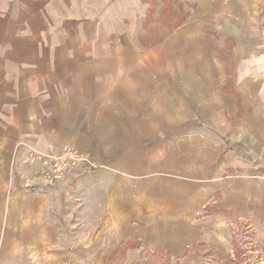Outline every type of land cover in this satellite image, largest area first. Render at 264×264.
<instances>
[{
	"label": "crops",
	"instance_id": "crops-1",
	"mask_svg": "<svg viewBox=\"0 0 264 264\" xmlns=\"http://www.w3.org/2000/svg\"><path fill=\"white\" fill-rule=\"evenodd\" d=\"M143 6L0 0V260L109 264L133 242L228 262L237 224L264 245V0H195L153 46ZM67 148L95 167L23 163Z\"/></svg>",
	"mask_w": 264,
	"mask_h": 264
},
{
	"label": "rangeland",
	"instance_id": "rangeland-1",
	"mask_svg": "<svg viewBox=\"0 0 264 264\" xmlns=\"http://www.w3.org/2000/svg\"><path fill=\"white\" fill-rule=\"evenodd\" d=\"M142 1L144 4L143 7L146 9V13L142 17L143 29L147 16L151 17L153 23H148L150 30L146 31L144 29L145 35L141 36L140 40L143 38L151 46L163 42L169 34L174 32L177 28L173 30V25L184 15L188 14L189 16L195 4V0ZM150 10L152 13L149 15ZM215 47L217 50L219 49L218 46ZM232 47L233 42L227 41L225 46L218 52L219 59L226 62L230 73L232 72L233 61ZM0 264L37 263L27 259L15 261L0 260ZM109 264H264V245L258 243L253 233L246 229L245 226L237 224L234 229L233 256L228 262H223L219 253L211 250L204 243H198L182 256L174 258L166 248L155 251L140 250L137 244L129 242L117 248L115 253L112 254Z\"/></svg>",
	"mask_w": 264,
	"mask_h": 264
},
{
	"label": "built area",
	"instance_id": "built-area-1",
	"mask_svg": "<svg viewBox=\"0 0 264 264\" xmlns=\"http://www.w3.org/2000/svg\"><path fill=\"white\" fill-rule=\"evenodd\" d=\"M23 163L28 167L38 168L50 183L64 181L72 168L95 167L89 156L75 148H67L60 153L33 151L23 159Z\"/></svg>",
	"mask_w": 264,
	"mask_h": 264
},
{
	"label": "trees",
	"instance_id": "trees-1",
	"mask_svg": "<svg viewBox=\"0 0 264 264\" xmlns=\"http://www.w3.org/2000/svg\"><path fill=\"white\" fill-rule=\"evenodd\" d=\"M145 3H147V2H145ZM193 8H195V4H194V6H193ZM150 13H152V11L150 10L149 11V15H150ZM187 17H188V14L187 15H184L180 20H178L174 25H173V30H175L176 28H178L181 24H182V22H184L186 19H187ZM153 23V20L151 19V17H149V16H147V19H146V23H145V26H144V29L147 31H149L150 29H149V27H148V23ZM141 42H142V44L143 45H148L146 42H145V40L142 38L141 39ZM149 46H151V45H149Z\"/></svg>",
	"mask_w": 264,
	"mask_h": 264
}]
</instances>
